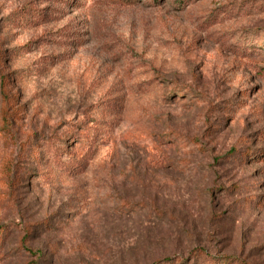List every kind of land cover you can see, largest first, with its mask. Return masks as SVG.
Returning a JSON list of instances; mask_svg holds the SVG:
<instances>
[{"label":"rangeland","instance_id":"rangeland-1","mask_svg":"<svg viewBox=\"0 0 264 264\" xmlns=\"http://www.w3.org/2000/svg\"><path fill=\"white\" fill-rule=\"evenodd\" d=\"M156 1L0 0V264H264V0Z\"/></svg>","mask_w":264,"mask_h":264},{"label":"trees","instance_id":"trees-1","mask_svg":"<svg viewBox=\"0 0 264 264\" xmlns=\"http://www.w3.org/2000/svg\"><path fill=\"white\" fill-rule=\"evenodd\" d=\"M156 1V0H155ZM157 2V1H156ZM5 76H2L0 79V96H1V105H0V115H1V120L2 125L4 128L11 125V119L16 117L18 114V107L17 103L14 102L13 100V95L9 93V88H6V80ZM7 83H9V80H7ZM77 169V164L72 163V164H67V165H62L61 170L62 171H73ZM7 230L5 228L0 227V235L4 234ZM226 264H229L226 263Z\"/></svg>","mask_w":264,"mask_h":264}]
</instances>
